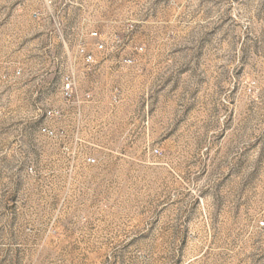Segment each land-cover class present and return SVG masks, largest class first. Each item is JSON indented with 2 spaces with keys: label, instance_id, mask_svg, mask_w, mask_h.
I'll return each instance as SVG.
<instances>
[{
  "label": "rangeland",
  "instance_id": "374dc122",
  "mask_svg": "<svg viewBox=\"0 0 264 264\" xmlns=\"http://www.w3.org/2000/svg\"><path fill=\"white\" fill-rule=\"evenodd\" d=\"M0 264H264V0H0Z\"/></svg>",
  "mask_w": 264,
  "mask_h": 264
},
{
  "label": "built area",
  "instance_id": "2783aa9c",
  "mask_svg": "<svg viewBox=\"0 0 264 264\" xmlns=\"http://www.w3.org/2000/svg\"><path fill=\"white\" fill-rule=\"evenodd\" d=\"M85 57H86L87 62H92V61H93V57H92L91 55L86 54ZM69 90H70V85H67V86H66V95H67L68 97H70ZM49 114H50V113H49ZM88 162H89V163H94L95 161H94L93 159H88Z\"/></svg>",
  "mask_w": 264,
  "mask_h": 264
}]
</instances>
